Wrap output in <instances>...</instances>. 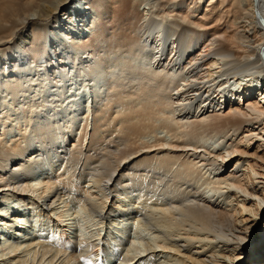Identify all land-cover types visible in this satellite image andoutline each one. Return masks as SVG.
Listing matches in <instances>:
<instances>
[{"label":"bare ground","instance_id":"6f19581e","mask_svg":"<svg viewBox=\"0 0 264 264\" xmlns=\"http://www.w3.org/2000/svg\"><path fill=\"white\" fill-rule=\"evenodd\" d=\"M202 1L161 0L144 16L132 0L111 13L100 0H0V232L28 214L62 218L72 196L98 225L146 235L123 244L99 226L72 241L83 226L72 217L62 238H0V264H264V224L252 238L264 218V0ZM53 154L61 166L29 180ZM78 173L96 190L74 185Z\"/></svg>","mask_w":264,"mask_h":264},{"label":"rangeland","instance_id":"374dc122","mask_svg":"<svg viewBox=\"0 0 264 264\" xmlns=\"http://www.w3.org/2000/svg\"><path fill=\"white\" fill-rule=\"evenodd\" d=\"M132 2H133V4H135V7H131V10L134 11L136 9V11L138 10L142 14H144V16H146V15H150L152 12H154L155 10H157L159 8V5H160L161 0H132ZM135 2H138L139 4L138 3H135ZM100 3H104L107 8H110V13H111V11L113 10V8H111V6L114 5L113 0H100ZM207 4H209V1L203 0L202 3H201V8L203 9V8L207 7L206 6ZM79 5H81V8L84 9L85 6H84L83 3H81ZM200 12H201V10H200ZM99 14L101 15V13L96 14V12H94V15H97V17L100 16ZM60 33H62V32H60ZM50 43H52V45H54L53 43H55V41L53 40ZM143 64L144 65L147 64V57L145 55L144 56L142 55L139 58L135 59V61H133V65L131 64L128 67V69H130L131 67H134V66L137 67V68L138 67H141V66H144ZM68 66L70 68H72L71 67L72 66V63L70 62V64H68ZM98 73H99L98 76L103 75L102 69L99 70ZM85 79L87 81V78H85ZM47 85H49V84H47ZM81 85H82V81H78L77 82V87H80ZM45 91H44V87H41L40 90L38 91V97H41L43 95H46L47 93ZM263 92H264V87H262V89H261L258 97L262 98L263 97V94H262ZM69 95H70V93H68V95H65V94L63 95L62 94L61 97H60V99L61 100H65L64 98L65 97H68ZM11 102L14 103L13 100H11ZM82 111H83V108L80 109V115H81V112ZM30 113L33 114L32 111L29 112L28 114H30ZM33 116H34V114H33ZM79 119L80 120L77 122V124L74 127V129L76 131L79 130L78 128H81L82 127V124L80 122L81 121V118H79ZM24 120L25 119H24V115L23 114H21V115L19 114L18 117L16 118V121L19 122V123H24ZM89 121H90V124L92 126L93 123H94V121L91 120V118H90ZM36 135H35V133L30 134L29 135V140L30 141H32V140L35 141L36 139H38V137ZM43 139L44 138H41L39 141H41ZM238 158H239L238 156H236L234 158L232 157V159L230 161L231 163L229 165V168L235 167V165H236L235 164V161ZM41 161L42 162H39L35 166L34 173L29 177V180H32V179L34 181H38L39 179L41 180L44 177L48 176L51 173L52 169H55L57 167L59 168L61 166V164H62V161L61 160H58V158L54 154L51 155V156H45V157H43ZM76 176H72V180H73L72 183L74 185H76V184L79 183V184L86 185V186L90 187V189L96 190V188H93L95 186V184H96V182H94V181H96L95 178L90 177V179H92V180H88L89 179V176H87V177H83L81 179V177H80L81 174H79V173L76 174ZM68 193L70 195H72V192L69 191ZM129 200H134V199L131 197V199H129ZM63 202L65 204L67 203V205L65 206V204H63ZM63 202L60 204L62 208L60 207L59 208L60 210L58 211V212L61 213V215L64 212V214L62 215V218H60L61 216L58 217L57 214H55V213L52 212L53 215H52L51 219H46L45 218V219H42L41 221L35 223V221H33L34 220L33 215H31V214L29 215L28 214L26 216V219H28V220H25L24 223L21 224L20 226H18L17 228L11 229L10 231H7L6 230V231L0 232L1 243L7 244L6 242L8 240L9 241L16 242V243H26L28 239L30 241V240H37V239L38 240H50L51 238L52 239L53 238H56L57 239L58 237L62 238L61 235H60V233L63 231L64 228H67L69 226V224H70L69 222H72L73 221V218H75V220L81 222V224L83 226H82V228L74 229L71 232V236H70L71 239L70 240H72V241H73V239L75 240V239L80 238L81 237L80 236L81 233L82 234H85L87 231L96 232L98 230V229H96V227L98 228L99 226L101 227L100 229H101L102 234L104 232H107L106 233L107 235H110V236L111 235H114V236H117L119 238H122L123 239V244L124 243H129L130 240L132 241V238H133V240L140 241L141 238H142V236H144V237L146 236V235H143L142 233H140L141 232V229L139 230L140 232L136 231L135 230V225L133 223L132 224L129 223V224H125V225H119L120 227L119 226L117 227L116 225H113L112 226V224H107L105 226L104 224L101 225L99 223L100 225H98L97 222H96V220H95V218H94V216H92V214H93L92 212H94L93 209L91 207L89 208L87 205H85L86 207L84 206L83 208L80 207L81 206L80 203H77V200H75L72 196L69 197V198H67ZM68 204H70V205H68ZM2 206H4V205H2ZM72 210H73V212H72ZM65 211H66V214H65ZM76 214H78V216H76ZM66 217H68L70 219H66ZM57 224H58V226H57ZM263 224H264V218L261 219L260 221H258L255 232L252 231V238H254V237L256 238V236L259 234L260 230L263 228ZM141 228H143V227L141 226ZM24 236H25V238H24ZM26 236H28V237H26ZM108 237L109 236H107L106 239H108ZM76 241L79 242V239L76 240ZM3 244H1V246ZM101 244H102V241H101ZM238 264H241V263H238Z\"/></svg>","mask_w":264,"mask_h":264}]
</instances>
